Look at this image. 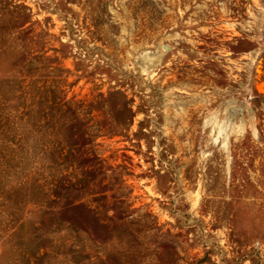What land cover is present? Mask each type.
Instances as JSON below:
<instances>
[{"label": "rangeland", "instance_id": "374dc122", "mask_svg": "<svg viewBox=\"0 0 264 264\" xmlns=\"http://www.w3.org/2000/svg\"><path fill=\"white\" fill-rule=\"evenodd\" d=\"M0 264H264V0H0Z\"/></svg>", "mask_w": 264, "mask_h": 264}, {"label": "trees", "instance_id": "16d2710c", "mask_svg": "<svg viewBox=\"0 0 264 264\" xmlns=\"http://www.w3.org/2000/svg\"><path fill=\"white\" fill-rule=\"evenodd\" d=\"M73 128H74V126H73ZM72 135L74 136V134H72ZM81 136H82V137H81ZM81 136H80L81 138H84V137L87 138V134H86V133L81 134ZM77 138H78V137H77Z\"/></svg>", "mask_w": 264, "mask_h": 264}]
</instances>
